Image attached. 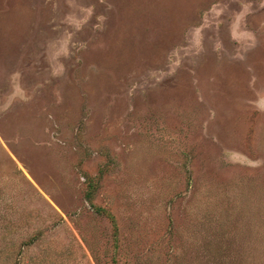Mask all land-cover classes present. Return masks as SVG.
Returning <instances> with one entry per match:
<instances>
[{
  "label": "rangeland",
  "instance_id": "374dc122",
  "mask_svg": "<svg viewBox=\"0 0 264 264\" xmlns=\"http://www.w3.org/2000/svg\"><path fill=\"white\" fill-rule=\"evenodd\" d=\"M0 264H264V0H0Z\"/></svg>",
  "mask_w": 264,
  "mask_h": 264
}]
</instances>
